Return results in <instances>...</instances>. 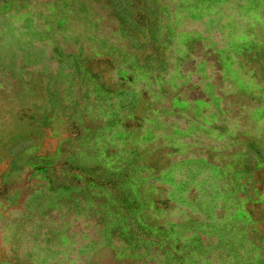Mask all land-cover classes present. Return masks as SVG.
Instances as JSON below:
<instances>
[{"label": "rangeland", "instance_id": "374dc122", "mask_svg": "<svg viewBox=\"0 0 264 264\" xmlns=\"http://www.w3.org/2000/svg\"><path fill=\"white\" fill-rule=\"evenodd\" d=\"M0 264H264V0H0Z\"/></svg>", "mask_w": 264, "mask_h": 264}]
</instances>
